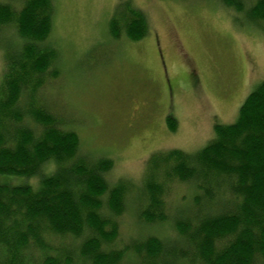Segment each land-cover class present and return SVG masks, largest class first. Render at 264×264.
Instances as JSON below:
<instances>
[{"label":"trees","instance_id":"16d2710c","mask_svg":"<svg viewBox=\"0 0 264 264\" xmlns=\"http://www.w3.org/2000/svg\"><path fill=\"white\" fill-rule=\"evenodd\" d=\"M220 2L259 24L264 36V0ZM119 5L108 24L111 37L145 38L144 14L129 2ZM52 14V0L0 2V175L40 180L36 191L0 185V264H123L126 258L136 264H264V80L246 97L236 123L216 125L215 138L199 153L173 150L148 161L143 224L168 221L171 182L197 192L190 216L174 221L178 241L148 237L113 250L128 187L106 182L110 159L78 156L77 135L63 130L38 98L46 81L59 75L53 69L58 53L44 45ZM5 28L14 29L16 44L1 37ZM167 127L176 129L170 117ZM49 165L54 170L46 176Z\"/></svg>","mask_w":264,"mask_h":264},{"label":"rangeland","instance_id":"374dc122","mask_svg":"<svg viewBox=\"0 0 264 264\" xmlns=\"http://www.w3.org/2000/svg\"><path fill=\"white\" fill-rule=\"evenodd\" d=\"M52 2V29L44 45L57 51L53 69L59 75L46 81L38 98L63 130L77 135L78 156L110 159L106 182L128 187L111 249L148 237L178 241L174 221L190 216L197 192L190 184L171 182L165 195L168 221L143 224L147 163L154 154L173 150L196 155L215 138L216 125L236 123L246 97L264 80L259 24L220 0ZM127 2L146 18L148 34L139 41L114 39L108 30L118 5ZM1 37L18 41L13 28ZM3 69L0 51V82ZM168 117L175 121L174 132ZM53 167L44 169L46 176ZM39 182L36 176L0 175V185L8 188L36 191ZM123 264L136 262L126 258Z\"/></svg>","mask_w":264,"mask_h":264}]
</instances>
